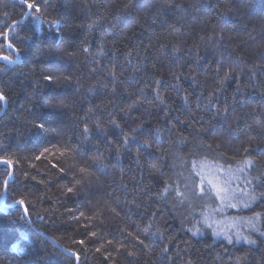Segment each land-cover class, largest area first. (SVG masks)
Masks as SVG:
<instances>
[{
	"label": "trees",
	"instance_id": "1",
	"mask_svg": "<svg viewBox=\"0 0 264 264\" xmlns=\"http://www.w3.org/2000/svg\"><path fill=\"white\" fill-rule=\"evenodd\" d=\"M41 7L25 19L19 0H0V32L23 20L9 36L19 59L0 38V55L17 60L0 61L8 97L0 157L14 161L6 203L23 199L30 219L21 206L0 208V264H77L46 236L79 264H264V196L231 208L215 197L181 204L172 191L159 195L177 180L184 191L182 161L207 157L235 169L251 155L264 171V0H44ZM121 130L136 136L130 152ZM7 178L1 165L0 182ZM74 180L81 184L67 193ZM256 212L260 232L246 219ZM232 223L256 244L213 234Z\"/></svg>",
	"mask_w": 264,
	"mask_h": 264
},
{
	"label": "snow or ice",
	"instance_id": "2",
	"mask_svg": "<svg viewBox=\"0 0 264 264\" xmlns=\"http://www.w3.org/2000/svg\"><path fill=\"white\" fill-rule=\"evenodd\" d=\"M20 3L26 8V11L24 12V18L27 19L29 16H33L34 14L41 13L42 10H46V7L42 9L41 5L44 3V0H20ZM7 15V14H5ZM35 19L37 21L40 20L39 16H36ZM23 23V21H16L9 31H15V28L18 24ZM89 28L92 27V25L88 26ZM50 28H55L56 31H59L60 28V22L53 20L50 23ZM0 38H2L5 41V46L8 49H13L17 53V58L19 56V49L15 48V45L10 41L9 39V32H0ZM175 51H179V48L177 47ZM67 54V53H65ZM130 55V53H129ZM0 61H4L7 64H14L17 62L16 59H14L12 56L9 55H0ZM217 71H219V68H217ZM254 74V73H253ZM110 76H112L113 81L119 80V76L113 71L109 73ZM231 77V72H225L224 73V80H227ZM47 80L52 81L53 77L51 75L45 77ZM224 80H221L220 83L223 84ZM160 82L157 81V84ZM138 92L143 93V89H137ZM157 96H159V93H155ZM129 95H132L130 93ZM211 103V101H209ZM8 104V97L4 94L3 91H0V105L7 106ZM92 109H89L91 111ZM219 109L216 110L217 114L219 113ZM225 112H227V109H224ZM109 123L114 126L115 128H120L119 122L116 120H110ZM37 128L41 130L47 131L45 129V126L43 123L35 125ZM96 129H97V135L100 136L101 139L105 140V143H109L106 139V133L103 130V125L99 120L96 121ZM133 133H135V130H133ZM91 133L87 127L84 129V138L87 140L90 137ZM160 133L157 130L156 132V139L159 140ZM180 143H184L186 141V137L180 136ZM136 141V136L132 135L131 137L128 135H124L123 131L121 130L119 143L123 146V148L126 151H131L130 143ZM143 145V147L146 150L151 149L152 145L148 141H142L139 142ZM200 147L207 149L208 151L213 150L212 144L205 145L203 142H201ZM218 147V146H217ZM245 152L248 151V149L244 150ZM63 155V153H61ZM196 153H190V155H195ZM138 162V157H137ZM185 164L186 169L188 170V175L184 176L183 173H180L179 175L183 178L185 181L183 188L184 191H181L180 188V181L177 180L174 182L175 187H173L172 184H167L163 188L162 192L159 193V195L163 198L166 197L170 191L175 193V197L179 201V203L183 204L186 201H190V196H196L197 198H207L211 200L213 197L218 199L220 201V205L224 207H231L236 208L239 204V206L242 207H250L251 204L255 203L258 198L261 196H264V192H258L257 187L264 188V180H262V177H264V171H261L260 165L249 155L246 159L240 161L237 164V167L235 169H232L229 165L228 168H225L223 165L219 163L209 162L207 157L197 160L192 159L190 161H182ZM14 161L9 157H0V165L5 166V175L8 177L7 179H4L2 182H0V185L3 186L4 191L0 192V201L5 199L8 194V185L9 182L14 180V176L12 173V167H13ZM190 164V168L187 166ZM152 168H156V164L151 165ZM255 170L256 173H259L257 175H253L252 172ZM61 172L64 171V169H60ZM81 173L85 172V169L81 168L79 170ZM198 177V181L195 179ZM243 182L244 188L239 187V182ZM255 182V183H254ZM71 187H66L67 193H74L77 185L81 184V180H74L71 182ZM243 197V200L240 198ZM237 201V202H233ZM16 204L23 207V211L25 214L28 212L27 206H25V201L23 199L15 201ZM83 215V213H81ZM99 215V212L97 213ZM26 219L27 217H22ZM261 213L256 212L254 216L247 219V223L249 227L253 231L260 232V229L256 227V223L260 220ZM204 223L207 227L212 228L213 225L208 222L207 216L204 217ZM87 227V226H85ZM145 232H148V228L144 229ZM201 234L200 228H195L193 230V235H199ZM213 234L217 237L223 236L225 239L228 240L229 243L233 242V235L235 236V240L237 243L240 241H244L249 245L256 244V241L251 239L247 235H243L239 230L236 223H232L228 227L220 228L219 230H214ZM261 236H264V232H260ZM91 237H97L96 232L90 233ZM81 244L84 243V241H80ZM111 241H108V244H111ZM141 243H143L141 241ZM99 251V249H97ZM75 255V254H74ZM129 255H132V253H129ZM237 260L239 261L240 258L238 257Z\"/></svg>",
	"mask_w": 264,
	"mask_h": 264
},
{
	"label": "water",
	"instance_id": "3",
	"mask_svg": "<svg viewBox=\"0 0 264 264\" xmlns=\"http://www.w3.org/2000/svg\"><path fill=\"white\" fill-rule=\"evenodd\" d=\"M20 1V0H19ZM23 21V20H22ZM9 36H10V32H9ZM17 54V53H16ZM18 59H19V56H18ZM2 62H4V61H2ZM4 63H6V62H4ZM7 64V63H6ZM15 64V63H14ZM14 64H8V65H14ZM8 105V104H7ZM7 107V106H6ZM5 106H4V109L6 108ZM4 109H3V111H4ZM3 112H1L0 113V116H1V114H2ZM1 166V165H0ZM7 198V197H6ZM5 198V199H6ZM5 199H3L2 201H0L1 203H3V201L5 200ZM16 206H20V205H18V204H16V203H14V204H12V205H9V206H6V208L7 207H16ZM22 207V206H21ZM23 208V207H22ZM25 214V213H24ZM25 216L27 217L26 219H27V222H30V219H29V217H28V212H27V214H25ZM46 236V235H45ZM54 245H56L58 248H60L64 253H66V254H68V255H70V256H72V257H75L76 259H77V264H79V259H78V256H76V255H74L73 253H71V252H69V251H67L66 249H64V248H61V247H59V245H57V243L55 242V241H53L51 238H49L48 236H46Z\"/></svg>",
	"mask_w": 264,
	"mask_h": 264
},
{
	"label": "rangeland",
	"instance_id": "4",
	"mask_svg": "<svg viewBox=\"0 0 264 264\" xmlns=\"http://www.w3.org/2000/svg\"><path fill=\"white\" fill-rule=\"evenodd\" d=\"M6 206H8L6 203V199L3 201V203L0 202V208L5 209Z\"/></svg>",
	"mask_w": 264,
	"mask_h": 264
}]
</instances>
